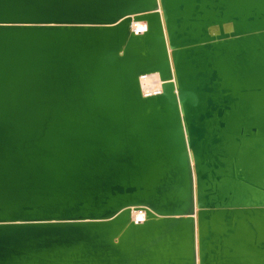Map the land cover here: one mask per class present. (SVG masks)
I'll return each mask as SVG.
<instances>
[{
  "label": "water",
  "instance_id": "95a60500",
  "mask_svg": "<svg viewBox=\"0 0 264 264\" xmlns=\"http://www.w3.org/2000/svg\"><path fill=\"white\" fill-rule=\"evenodd\" d=\"M196 258L264 264V0H0V264Z\"/></svg>",
  "mask_w": 264,
  "mask_h": 264
},
{
  "label": "bare ground",
  "instance_id": "6f19581e",
  "mask_svg": "<svg viewBox=\"0 0 264 264\" xmlns=\"http://www.w3.org/2000/svg\"><path fill=\"white\" fill-rule=\"evenodd\" d=\"M139 22H144L145 21H131L130 26L131 27V31L136 29V25L139 24ZM144 26L146 27V23L144 24ZM225 30L229 31L230 30V24L225 25ZM134 32V31H132ZM136 33V32H134ZM210 33L211 34H217L218 33V28L217 26L211 27L210 28ZM160 80L158 78L157 73H153V74H147V75H143L140 77V85H141V90L143 92V94H152L155 93L156 91L160 90ZM130 217L131 220L134 222H142L145 219V211L142 209H138L135 207H130ZM197 264H198V258H196Z\"/></svg>",
  "mask_w": 264,
  "mask_h": 264
},
{
  "label": "rangeland",
  "instance_id": "374dc122",
  "mask_svg": "<svg viewBox=\"0 0 264 264\" xmlns=\"http://www.w3.org/2000/svg\"><path fill=\"white\" fill-rule=\"evenodd\" d=\"M144 24H145L144 22H139V24L135 26L136 29L135 30H132V31H134L136 33H142L146 29V27L144 26ZM130 29H131V27H130Z\"/></svg>",
  "mask_w": 264,
  "mask_h": 264
},
{
  "label": "built area",
  "instance_id": "2783aa9c",
  "mask_svg": "<svg viewBox=\"0 0 264 264\" xmlns=\"http://www.w3.org/2000/svg\"><path fill=\"white\" fill-rule=\"evenodd\" d=\"M157 92V91H156Z\"/></svg>",
  "mask_w": 264,
  "mask_h": 264
}]
</instances>
